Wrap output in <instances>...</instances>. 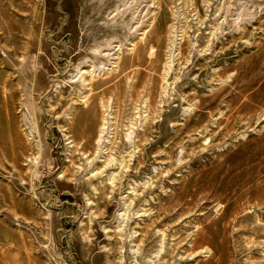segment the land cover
I'll return each instance as SVG.
<instances>
[{
  "label": "rangeland",
  "instance_id": "rangeland-1",
  "mask_svg": "<svg viewBox=\"0 0 264 264\" xmlns=\"http://www.w3.org/2000/svg\"><path fill=\"white\" fill-rule=\"evenodd\" d=\"M0 264H264V0H0Z\"/></svg>",
  "mask_w": 264,
  "mask_h": 264
},
{
  "label": "bare ground",
  "instance_id": "bare-ground-1",
  "mask_svg": "<svg viewBox=\"0 0 264 264\" xmlns=\"http://www.w3.org/2000/svg\"><path fill=\"white\" fill-rule=\"evenodd\" d=\"M104 125H105V124H103V126H102V128H101V131H100V132H101V135H102V133L104 132V129H105V128H104ZM101 135H100V136H101Z\"/></svg>",
  "mask_w": 264,
  "mask_h": 264
}]
</instances>
